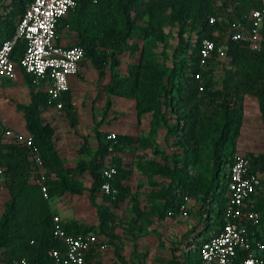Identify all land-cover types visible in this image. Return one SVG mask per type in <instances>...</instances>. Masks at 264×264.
<instances>
[{"label":"trees","instance_id":"trees-1","mask_svg":"<svg viewBox=\"0 0 264 264\" xmlns=\"http://www.w3.org/2000/svg\"><path fill=\"white\" fill-rule=\"evenodd\" d=\"M30 2L9 0L4 3L0 0V10L4 11L0 16V44L14 36L17 22ZM263 5L264 0H75L74 7L57 24V33L66 30L74 40L73 44L65 46L84 49V58L75 76L84 80L85 64L89 61L99 82L106 75L109 79L102 85L107 99L102 120L95 129L96 145L92 148L88 138L83 137L78 153L84 158L73 167L63 164L56 127L42 117V113L52 107L45 88L33 89L32 78L19 67L25 44L21 40L17 42L12 58L32 86L29 103L18 104L17 110L23 113L25 129L42 157L49 198L87 193L97 212V225L63 222L67 233L105 235L107 246L108 238L114 242L121 235L116 232L115 211L132 193L127 181L133 175L124 156L127 150L145 147L150 141L147 136L115 133L113 142L106 139L108 133L100 134L98 129L108 116L112 97L133 100L137 123L143 115L149 114L150 125L162 126L166 131L164 138L171 140L175 148L169 154L157 147L153 153L159 154L160 160L137 164L150 176L168 181H151L159 187L152 189L148 197L163 201L158 216H154V211L138 209L135 198L131 197L134 203L132 222L144 221L151 225L156 218L179 216V207L185 197L194 195L201 186L206 204L214 205L213 233L219 231L225 222L224 211L229 197L228 170L234 155L243 153L237 151L236 141L242 125L245 96L255 98L264 126V45L260 50H252L246 41L232 40L231 33L238 22L249 23L246 18L251 10ZM212 16L215 21L210 24ZM167 23L176 28L177 36L169 64L165 55L164 61H160L152 50L156 44H165ZM203 38L212 39L215 48L224 49V55L214 52L200 67ZM196 74H199L198 79ZM70 97L68 89L63 95L62 109L70 126L75 128L77 116ZM243 154L250 160V169L261 175L262 185L264 153ZM109 161L116 167L112 179V186L117 189L115 196L100 189L101 172ZM204 161L210 166V179L206 182L198 176ZM0 169L9 193V200L0 214V264H13L21 258H25L27 264H53L51 250H64L62 242L52 234V219L57 214L31 178L27 148L13 139L2 138ZM85 174L91 179L89 186L76 177ZM97 198L101 199L100 203ZM247 209L263 216L264 199L262 204ZM263 222L264 216L257 227L248 222L244 225L254 230L258 237L257 229ZM205 239L193 241L196 249L191 264H200L198 246ZM262 240L264 242V238ZM98 253L90 249L85 255L87 264H92ZM256 254L264 258V251ZM244 256L245 252L238 248L236 264Z\"/></svg>","mask_w":264,"mask_h":264},{"label":"built area","instance_id":"built-area-1","mask_svg":"<svg viewBox=\"0 0 264 264\" xmlns=\"http://www.w3.org/2000/svg\"><path fill=\"white\" fill-rule=\"evenodd\" d=\"M75 0H31L18 20L12 38L0 44V84L3 79L14 80L17 76L16 63L12 58L15 46L23 41L24 52L19 58V67L32 78V84L39 87L44 83L48 103L60 111L63 108L61 97L69 89V78L78 73L79 64L84 58L81 46H65L57 42V24L66 12L74 7ZM249 23L238 22L232 33L234 41H246L252 50H260L264 45V5L251 10L246 18ZM215 18H209L213 24ZM216 52L224 55V50L215 48L214 41L203 38L199 66L203 67L209 57ZM195 77L198 79L199 74ZM0 133L5 138L13 139L27 148L31 160V178L39 186L43 198L50 200L43 160L39 149L33 145L29 133H21L8 128L0 121ZM115 133L109 132L107 140L115 142ZM112 145L109 146V150ZM115 164L109 161L101 172L103 179L100 189L103 193L115 196L117 189L112 186ZM3 171L0 169V179ZM261 186V175L250 169V160L243 153H236L228 170V202L224 211L225 222L218 232L212 233L198 246L200 264H236L237 249L245 252L238 264H264V258L256 252L264 251V242L256 238L244 222L257 227L262 219L261 213L247 209L246 203ZM2 186L0 185V189ZM187 200L179 207V215L186 216ZM52 234L63 244L64 250H51L53 264H87L85 255L90 249L102 251L107 248L104 239L94 232L69 234L58 215L52 219ZM13 264H27L25 258Z\"/></svg>","mask_w":264,"mask_h":264},{"label":"rangeland","instance_id":"rangeland-1","mask_svg":"<svg viewBox=\"0 0 264 264\" xmlns=\"http://www.w3.org/2000/svg\"><path fill=\"white\" fill-rule=\"evenodd\" d=\"M167 38L165 44H156L153 46L152 50L156 53L160 61H164V58H168L167 64L171 62V56L177 43L176 28L171 26L170 23L166 24ZM59 38V37H58ZM57 38V40H58ZM223 49V48H222ZM224 50V49H223ZM165 55V57H163ZM92 73L88 75L87 79L91 81V86L86 85V88L79 96L78 100V110L79 118L77 120L75 128L70 126V121L57 120L56 129L58 134V148L62 162L65 166L73 167L80 159L84 158L78 153V149L82 145L83 137H87L92 143V148H94L95 137H96V127L102 120V112L104 110V104L107 99L100 91V83L97 82L96 78H92ZM96 82V83H95ZM77 91V90H76ZM7 101L11 102V98L7 97ZM130 102L124 101L123 99H118L115 97L111 98L110 109L108 111V116L105 118V127L98 129L100 134L103 136L108 132L116 133L121 130H135L138 135L147 136L150 144L142 147L143 149H129L126 151L124 156V161L130 164L133 175L128 181L132 189L133 195L131 197L135 198V205L142 211H154V216H158L160 212V206L163 201L160 199H151L148 197L152 189H157L159 186H154L151 181H161L160 183H166L168 179L162 177L150 176L147 172L142 170L138 163H145L152 159H159V154H154L153 150L155 148H160L167 153L171 154L175 150L171 146V140L165 139V129L162 126L156 127L151 126L148 122V116L143 115L140 118V123L135 122V117L133 115V110L129 104ZM256 100L252 96H245L243 100V105L246 113V120L243 125V133L238 139V148L249 143L253 145L252 131L257 129L260 125L257 118L258 110L256 115L252 111V104L255 105ZM11 106L8 105V109L2 112L5 116L4 123L9 124V126H14L17 128H22V119L17 122V113L10 109ZM59 112H45L42 114L43 119H48L58 117ZM256 123V127H251ZM140 125V126H139ZM18 126V127H17ZM117 127V128H116ZM261 127V126H260ZM13 129V130H15ZM260 132V133H259ZM255 134L257 138L261 139V131H256ZM256 139V137L254 136ZM256 149L255 151H262L264 149V142H256L253 145ZM210 166L205 161L198 171V176L201 177L202 182H206L210 179ZM221 176V174H219ZM79 181L83 182L86 186L90 185L91 179L88 174L82 176H76ZM161 186V185H160ZM164 186V185H163ZM262 186L264 187V181ZM3 193V192H2ZM72 207H70V212L72 217H77L78 221L86 223V225H91L90 223L95 220V208L90 204L88 200V195L84 194L82 197L76 198ZM62 198L55 195L51 200L52 202H60ZM97 203L101 202L100 198L96 199ZM127 203V204H126ZM134 203L131 200H127L124 204L116 209V220L115 225L117 226L116 232L121 233L118 240L111 242L108 240V248L102 250L93 260L92 264H191L195 258L196 245L193 244V239L200 236V231H202V236L208 234V230L205 225H208L209 230L215 225L216 220L214 217V211L212 208L213 204H206L203 198V193L201 186L194 195L190 196L187 200V214L186 216H180V219L176 223L171 224V222L161 221V219L156 220L151 225L146 224L144 221L134 223L133 219V206ZM2 203L0 200V214L2 212ZM67 212V211H66ZM76 215V216H74ZM96 225V224H94ZM142 225L143 228L139 229ZM182 228H181V227ZM131 230L133 232H131ZM167 231L170 232L169 239L170 245H165L161 240L163 233ZM176 236L174 237V233ZM188 231V236L178 235V232ZM196 232L194 236H190L191 233ZM102 238H106L105 235H101ZM181 238V240H179ZM176 239V240H174ZM199 240V239H198ZM157 246H156V245ZM187 250L183 248L187 246ZM194 258V259H193ZM192 259V260H191Z\"/></svg>","mask_w":264,"mask_h":264},{"label":"crops","instance_id":"crops-1","mask_svg":"<svg viewBox=\"0 0 264 264\" xmlns=\"http://www.w3.org/2000/svg\"><path fill=\"white\" fill-rule=\"evenodd\" d=\"M8 2H9V0H4V3H8ZM3 12H4L3 9L0 10V16H3ZM1 18L4 19V17H1ZM17 19H18V16H17ZM58 37L59 38H58L57 42L60 43L61 45H71L74 42V40L70 37V35L66 34V30H60V32L58 33ZM85 65H86V68L84 70V80L81 81L77 76H72V77L69 78V91H70V96H71L70 98H71V103L74 105L75 110H76L77 120H78V118L80 116L79 115V110H78V107H77L78 100H79V96L82 93V91H84V89L86 88V85L87 86L88 85L91 86V81L87 79L88 78L87 76L90 75V72L92 73V75H91L92 78H96L97 82L100 83V86H101L100 87V89H101L100 92L101 93H102V85L105 84V83H107L108 82V79H109L108 75H106V77L99 82L98 81L97 72L91 66V64L89 63V61H86V64ZM16 71H17L16 79H14V80L3 79V81L0 84V121H2L4 123L5 116L2 114V112H4L5 110H7L8 109V105H9V106H11L10 109L13 110V111H15L17 113L16 114L17 115V122L19 123L21 121V119L23 120L22 121V128L19 127L16 130L15 128H13L14 126H9V124H7V123H4V124L8 128H10V129H15L16 131L21 132V133H28L26 131V129H25V120H24L23 113L21 111L17 110V105L18 104H27V103H29V101H30V88L32 86H30L28 84L27 78L25 77L24 73L21 71L20 68L16 67ZM37 88H44V83L41 84L39 87L33 86V89H37ZM65 93H63V95ZM63 95L61 97L62 103H63ZM104 96H106V95H104ZM7 97H10L12 101L11 102H8L7 101V99H8ZM118 99H123L124 101L130 102L129 104H130V106H131V108L133 110V115L136 118L133 100L125 99V98H118ZM63 105H64V103H63ZM251 106H252V111L255 114L256 111L258 110L257 109V103H255V105L252 104ZM45 112H59L57 114L59 115L58 117H60V119L59 118H56V116L55 117H52V118H48V119L45 118L47 121L52 122L55 125V127L57 126L56 125V121L57 120L67 121V119H66V117L64 115L63 109H61L60 111H57L53 107H50L47 110H45L43 113H45ZM244 112H245V109H244V105H243V120H242L241 129H240V134H239V136L237 138V141H236V149H237V151L243 152V153L244 152H252L254 154L264 153V149L262 151H260V152L259 151H255V149H256L255 147L256 146L255 147L253 146V145H255L256 142H259L260 140H261V143L264 142V126L261 123V120H260V117H259V113L257 114V118L259 120L260 125L258 126L257 129H254L252 131L253 140L250 141V142H254L253 145H250L249 143H246V145H243L242 144V147L241 148H238V139L240 138V136L243 133V125H244V122L246 120L245 119L246 118V115H245L246 113H244ZM146 115L148 116V114H146ZM147 120H148L147 123H150V120H151V116L150 115H149V117H148ZM135 122L137 123V118L135 119ZM105 125H106V123L104 121V123L101 125V128L105 127ZM252 126L253 127H256L257 125L255 123L254 125H251V127ZM117 130H119V131H116L117 134H130V135H134V136L138 135L137 132H135V130L134 131L133 130H126V131H124V130H121V128H119ZM56 131H57V129H56ZM256 131H261V139L257 138V135L255 134ZM254 136L256 137V139L254 138ZM2 138H4V136H2V133H0V140ZM89 143H90V146H92L91 141H89ZM95 145H96V139H95L94 147H95ZM137 148L143 149L142 147H136V148H133V149H137ZM4 179H5L4 177H2V179H0V185L2 186V188L0 189V200H1V203H2L3 208H4V203L7 200H9L8 190L4 187ZM128 181H127V183H128ZM128 185H130V184L128 183ZM131 192H132V189H131ZM85 194H87V193H85ZM131 195H133V193H130L129 194V197H127V200H130L131 199ZM82 196H68L66 194L65 195H62V196H60V198H62V200L60 202H57L56 201V202H52V204L50 203L51 210L54 211L62 219L63 222L76 221L78 223H82V222L78 221V218L77 217H72L71 212L69 210L70 207L73 206L74 201L77 200L76 198L82 197ZM263 199H264V187L261 185L257 189V191L255 192V194L252 195L250 197V199H248V201L246 203V206L247 207H249V206L250 207H254L258 203L262 204V200ZM51 200L49 202H51ZM122 204H124V203H122ZM121 205L119 207H121ZM94 213H95V220L93 219V221L90 224H96L97 225V223H98V217H97L96 209H95ZM74 216H76V215H74ZM263 216H264V212H263ZM179 219H180L179 216H177L175 218H171V217H168L167 216V217L162 218L161 221H166L167 223L168 222H171V224H174ZM156 220H157V218H156ZM84 224H86V223H84ZM211 229L212 230H209V228H208V231H209L208 234H206V235H204V236L201 237V235L203 234L202 233V230L203 229H202L200 231V233H201L200 236L198 238H196V239H193V241H198V239L201 240L203 238H207L210 234H212L214 232L213 228H211ZM257 231H258V237H256V238L263 239L264 238V222L261 223V227H259L257 229ZM187 232L188 231H186L185 233L184 232H181V233L178 232L177 236L180 235V234H181V236L183 234H184V236H188V233ZM173 233H174V237L173 238H175V236H176L175 233L176 232H173ZM169 234H170V232L167 231L166 233H163V235L161 236V240L165 243V245H168L167 248L169 247L170 242H171L170 239H169V237H168ZM194 234H196V232L191 233L190 236L193 237ZM174 240H176V239H174ZM179 240H181V238H179ZM187 247H188V245L187 246H184L183 248H185V250H187ZM99 252H101V251H99Z\"/></svg>","mask_w":264,"mask_h":264},{"label":"bare ground","instance_id":"bare-ground-1","mask_svg":"<svg viewBox=\"0 0 264 264\" xmlns=\"http://www.w3.org/2000/svg\"><path fill=\"white\" fill-rule=\"evenodd\" d=\"M58 34V33H57Z\"/></svg>","mask_w":264,"mask_h":264}]
</instances>
